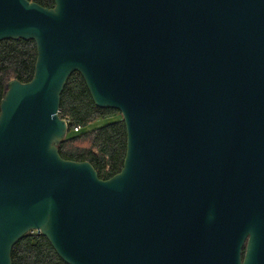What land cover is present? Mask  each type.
I'll return each mask as SVG.
<instances>
[{
	"label": "water",
	"instance_id": "water-1",
	"mask_svg": "<svg viewBox=\"0 0 264 264\" xmlns=\"http://www.w3.org/2000/svg\"><path fill=\"white\" fill-rule=\"evenodd\" d=\"M53 1L0 0L37 47L0 104V264L30 232L67 264H264V0ZM74 73L127 127L107 180L59 152Z\"/></svg>",
	"mask_w": 264,
	"mask_h": 264
},
{
	"label": "trees",
	"instance_id": "trees-1",
	"mask_svg": "<svg viewBox=\"0 0 264 264\" xmlns=\"http://www.w3.org/2000/svg\"><path fill=\"white\" fill-rule=\"evenodd\" d=\"M53 8V0H30ZM37 47L34 41L0 42V104L7 84L14 79L30 82L35 74ZM61 96L60 117L68 121L69 131L59 147L63 159L89 162L102 180L121 172L127 151V132L119 111L98 108L83 77L74 73ZM101 127L91 128L99 119H113ZM75 127H80L75 132ZM244 257V252H243ZM12 264H67L53 250L46 237L38 233L24 236L13 248Z\"/></svg>",
	"mask_w": 264,
	"mask_h": 264
},
{
	"label": "rangeland",
	"instance_id": "rangeland-1",
	"mask_svg": "<svg viewBox=\"0 0 264 264\" xmlns=\"http://www.w3.org/2000/svg\"><path fill=\"white\" fill-rule=\"evenodd\" d=\"M121 119V117L118 115V116H116L115 118H113V119H99L98 121H96L95 123H93L92 125H91V128H95V127H101V126H103V125H105V124H107L108 122H111L112 120H120ZM30 233H37V232H30ZM29 233V234H30Z\"/></svg>",
	"mask_w": 264,
	"mask_h": 264
},
{
	"label": "built area",
	"instance_id": "built-area-1",
	"mask_svg": "<svg viewBox=\"0 0 264 264\" xmlns=\"http://www.w3.org/2000/svg\"><path fill=\"white\" fill-rule=\"evenodd\" d=\"M75 132H78L80 130V127H75Z\"/></svg>",
	"mask_w": 264,
	"mask_h": 264
}]
</instances>
